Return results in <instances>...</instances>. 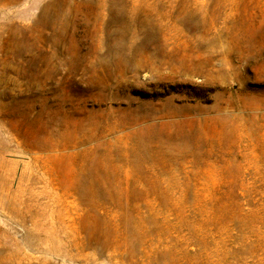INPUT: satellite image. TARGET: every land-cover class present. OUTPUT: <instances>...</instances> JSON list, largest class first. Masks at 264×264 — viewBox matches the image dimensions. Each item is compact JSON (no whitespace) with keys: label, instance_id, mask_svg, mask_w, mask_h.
<instances>
[{"label":"rangeland","instance_id":"rangeland-1","mask_svg":"<svg viewBox=\"0 0 264 264\" xmlns=\"http://www.w3.org/2000/svg\"><path fill=\"white\" fill-rule=\"evenodd\" d=\"M0 264H264V0H0Z\"/></svg>","mask_w":264,"mask_h":264}]
</instances>
